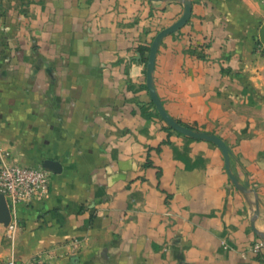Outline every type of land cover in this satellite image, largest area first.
<instances>
[{
	"label": "crops",
	"instance_id": "obj_1",
	"mask_svg": "<svg viewBox=\"0 0 264 264\" xmlns=\"http://www.w3.org/2000/svg\"><path fill=\"white\" fill-rule=\"evenodd\" d=\"M0 0V150L48 169L13 248L54 264H264V134L254 110V0ZM258 40V43L256 42ZM141 47L146 49L141 50ZM78 244L69 253L67 241ZM0 248V255L2 254Z\"/></svg>",
	"mask_w": 264,
	"mask_h": 264
},
{
	"label": "built area",
	"instance_id": "obj_2",
	"mask_svg": "<svg viewBox=\"0 0 264 264\" xmlns=\"http://www.w3.org/2000/svg\"><path fill=\"white\" fill-rule=\"evenodd\" d=\"M258 1L264 20V0ZM48 177V169L42 166L17 164L10 161L6 154L0 150V194L4 199L9 215L8 222L2 224L6 247L0 255V264H54L40 253L20 257L13 248L14 235L19 228L17 206L40 199L46 192ZM66 243L69 247V253H73L78 240L71 238ZM262 249H264V241L261 238L255 239L249 247L253 254H257Z\"/></svg>",
	"mask_w": 264,
	"mask_h": 264
},
{
	"label": "water",
	"instance_id": "obj_3",
	"mask_svg": "<svg viewBox=\"0 0 264 264\" xmlns=\"http://www.w3.org/2000/svg\"><path fill=\"white\" fill-rule=\"evenodd\" d=\"M189 9H190L189 8V2L186 0L183 3V10H182L181 15L175 21H173L171 24L160 29L154 35V37L150 43V46H149L147 59H146V65H145L146 87H147L148 94L150 96V99L154 105L156 112L158 113L159 117L165 122V124L167 126H169L174 131H176L180 134H183L185 136L192 137V138L206 139V140L214 143L219 148V150L222 154L225 171L227 172L229 178L233 181V178H232V176L229 172V168H228V156H227L228 152H227V147L224 144V142L218 136H216L214 134H206L204 132H199V131L189 129V128L181 125L177 121L173 120L171 117H169L165 113L164 109L162 108V106H161L159 100L157 99L156 94H155V92L151 86V71H152L153 59H154V55H155V51H156V46H157L159 40L163 36L175 31L176 29H178L181 25H183L185 23V21L187 20V18L189 16ZM257 35H258V40L264 45V20L261 22V24L258 28ZM41 166L43 168L49 169L53 172H57L59 169L57 162L52 161V160H48V159L43 160L41 162ZM8 219H9L8 210L5 206L4 199H3L2 195L0 194V224H6L8 222ZM261 239L264 241V237H261Z\"/></svg>",
	"mask_w": 264,
	"mask_h": 264
},
{
	"label": "rangeland",
	"instance_id": "obj_4",
	"mask_svg": "<svg viewBox=\"0 0 264 264\" xmlns=\"http://www.w3.org/2000/svg\"><path fill=\"white\" fill-rule=\"evenodd\" d=\"M257 1L260 9L261 5ZM262 13V10H261ZM259 47L260 49L256 53V68L253 74L255 75V81L251 89L254 92V110H255V121L260 132L264 134V45ZM6 247V238L3 234V226L0 224V248L2 251Z\"/></svg>",
	"mask_w": 264,
	"mask_h": 264
},
{
	"label": "trees",
	"instance_id": "obj_5",
	"mask_svg": "<svg viewBox=\"0 0 264 264\" xmlns=\"http://www.w3.org/2000/svg\"><path fill=\"white\" fill-rule=\"evenodd\" d=\"M256 42L258 43V40L256 39ZM141 50H144V49H146L145 47H141L140 48ZM178 122V121H177ZM179 123V122H178ZM167 129H169V127L166 125L165 126ZM185 127H187V128H189V129H192L193 130V127H191V126H189V125H185Z\"/></svg>",
	"mask_w": 264,
	"mask_h": 264
}]
</instances>
